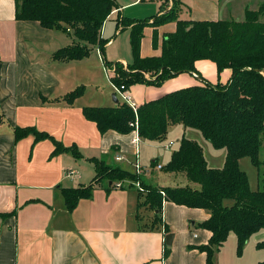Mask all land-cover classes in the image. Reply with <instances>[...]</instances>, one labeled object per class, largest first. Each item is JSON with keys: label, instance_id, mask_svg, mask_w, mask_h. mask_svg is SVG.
I'll return each mask as SVG.
<instances>
[{"label": "crops", "instance_id": "1", "mask_svg": "<svg viewBox=\"0 0 264 264\" xmlns=\"http://www.w3.org/2000/svg\"><path fill=\"white\" fill-rule=\"evenodd\" d=\"M116 1L119 9L108 17L102 30L103 37L110 38L106 46L114 44L116 37L125 32L129 33L131 42V26L117 24L118 19L127 17L124 8L149 5L147 0ZM154 2L156 9L147 17L173 9L182 19L211 21H242L246 11L258 10L264 4V0ZM131 15V19H141L137 12ZM176 29V21L144 27L141 55H160L164 38ZM73 40L63 30L43 27L38 21L18 20L15 0H0V264H207L206 253L198 248L211 237V232L200 226L210 217L206 209L167 200L163 201L160 212L146 206L139 208L145 192H139L135 181L130 179L119 182L130 181L132 185L97 184L90 197L80 199L72 210L67 207L65 188L93 182L96 167L92 159H102L137 176L149 174L140 164L136 130L101 133L97 123L86 117V106H116L125 100L111 80L108 87L101 85L104 67L109 68L105 50L95 47L83 59L54 58L59 48ZM131 54L118 50L111 55L114 59L111 62L127 65L133 60ZM195 65L194 74L184 72L161 85L134 84L127 88V93L139 106L205 81L226 84L232 76L231 69L220 73L210 59L197 60ZM81 85L85 91L73 102L63 98ZM15 127L47 132L66 147L76 146L81 156H75L71 150L54 153L55 142L51 138L36 140L34 133L17 140ZM186 129L181 127L183 136ZM137 162L140 173L135 166ZM152 165L159 168L161 164L153 160ZM69 172L71 175H67ZM181 180L187 181L185 176ZM170 233L174 238L166 254L165 238ZM251 239L256 245L264 239V231L248 242ZM217 251L214 263L220 264ZM261 261L258 258L252 264Z\"/></svg>", "mask_w": 264, "mask_h": 264}, {"label": "trees", "instance_id": "2", "mask_svg": "<svg viewBox=\"0 0 264 264\" xmlns=\"http://www.w3.org/2000/svg\"><path fill=\"white\" fill-rule=\"evenodd\" d=\"M119 9L116 0H15L18 20L38 21L43 27L60 29L73 37V42L59 48L54 58L75 60L87 57L99 47L104 52L109 38L103 37L104 23L113 11ZM264 4L258 10H248L242 21L182 19L170 11L145 19H118V26H131L133 60L127 65L106 61L114 69L111 82L126 88L134 84L161 85L184 72L195 73L196 61L210 59L221 73L232 70L226 84L210 83L184 87L147 101L137 109L127 103L116 106H86L84 113L95 121L101 131L115 130L130 133L137 127L141 139L160 141L177 124L202 132L215 148H225L222 168L207 164L203 147L196 139L185 135L180 146L172 152L169 162L162 168L188 179L186 185L159 187L141 180L145 199L138 206L162 210L164 200L192 208H203L210 217L200 223L211 232L209 242L198 246L207 255V264H215L214 256L234 232L238 249L242 251L248 240L264 231V185L253 190L247 173L240 167L243 157H250L260 169V150L264 140ZM153 19V21H151ZM177 22L175 32L167 35L161 54L143 57L141 41L143 29L149 24L162 25ZM155 33L153 45L157 46ZM85 91L81 85L63 98L73 102ZM16 139L34 133L36 140L51 138L54 153L71 150L81 156L76 146L66 147L47 132L33 127H15ZM95 162L96 175L91 184L63 190L69 209H74L82 198L92 195L95 185L105 182L112 187L119 181H138L141 176L129 170L108 165L102 159ZM264 182V179H261ZM159 222L158 213L155 214ZM264 249V239L257 242ZM170 247L167 246L166 254ZM259 264H264L262 260Z\"/></svg>", "mask_w": 264, "mask_h": 264}, {"label": "rangeland", "instance_id": "3", "mask_svg": "<svg viewBox=\"0 0 264 264\" xmlns=\"http://www.w3.org/2000/svg\"><path fill=\"white\" fill-rule=\"evenodd\" d=\"M149 5L143 6V4H139L135 8H130L135 5H131L126 9L124 14H126L127 17L133 16L131 15L132 12H137L140 14L141 19H145V17L149 16L154 10L156 9L158 0H147ZM156 12V11H155ZM148 18V17H147ZM113 22L115 23L116 16L112 18ZM262 19H264L262 17ZM117 23V22H116ZM113 24L114 27V33L115 35V28L117 25ZM116 26V27H115ZM120 27V26H119ZM129 33L125 32L122 35H119L115 39V43L111 45H107L105 49V53L107 56V59L109 61H114V59L111 57L112 54L120 51H129L131 56L133 55V48L132 44L129 40L130 36H128ZM129 37V38H128ZM126 38V42H123V40ZM110 40V38H109ZM132 60V59H131ZM107 68L104 67V79L101 83L103 87H108L110 85V75L107 73ZM108 74V75H107ZM180 124L172 126L165 139L155 142H150L147 140H141L139 144V157H140V164L142 165L143 169H146L148 171V176L141 177V179L148 185H156L159 187H166V186H183L188 183V179L185 181L181 180L184 176L176 174L175 176L173 173L169 171H165L162 168H157L156 166L153 167L152 161L156 160L158 164H161L165 166L169 160L172 152L177 149L180 146V140L183 136V132L181 130ZM186 137L190 138H196L197 142L203 147L204 155L207 161V164L210 167L213 168H222L225 163V156H226V149L225 148H215L213 144L207 140L202 132L195 128H187L185 130ZM136 156V155H135ZM260 169L253 163L252 159L248 156L243 157L240 160V165L242 170H244L249 178V184L251 189L253 190H259L263 188L264 182L261 181V179H264V140L261 146L260 154ZM136 160H134L135 162ZM134 167V166H133ZM145 173V170L142 171V174ZM149 182H152L153 184H150ZM137 181H135V184ZM105 185H108L107 182H105ZM142 186V190L144 189V185ZM131 188H127L126 190H129ZM135 193H137V189L134 187L132 188ZM145 192V191H143ZM144 210V209H143ZM253 239L250 240V242L246 243V245L243 247L242 251H239L238 249V241L236 234L234 232H231L229 234V237L225 241L224 245L220 248L217 253L219 254V263L220 264H236V262L243 263V264H252L253 262H256L258 258H261V260H264V249H260L253 243Z\"/></svg>", "mask_w": 264, "mask_h": 264}, {"label": "built area", "instance_id": "4", "mask_svg": "<svg viewBox=\"0 0 264 264\" xmlns=\"http://www.w3.org/2000/svg\"><path fill=\"white\" fill-rule=\"evenodd\" d=\"M107 71H108V73L109 74H114V69L113 68H107ZM117 88V90L121 93V95H122V97H123V99L125 100V102H127V103H129L132 107H133V109H137V104L135 103V101H133L131 98H130V96L128 95V93H127V88L124 86V85H122V86H120V87H116ZM135 130L137 131V136H136V138H135V141H136V143L138 144L139 143V138H140V136H139V133H138V129H137V127L135 128ZM141 139V138H140ZM121 157H118V159H120ZM135 166H136V169H137V173H140V171H141V167H140V165L138 164V162L137 163H135ZM159 168H162V165H159L158 166ZM71 173L72 172H69L67 175H71ZM125 184H127V185H132V183L130 182V181H128V182H119V183H117V186H123V185H125ZM136 185H137V187L139 188V189H143L142 188V186H141V183L139 182V181H137V183H136Z\"/></svg>", "mask_w": 264, "mask_h": 264}, {"label": "water", "instance_id": "5", "mask_svg": "<svg viewBox=\"0 0 264 264\" xmlns=\"http://www.w3.org/2000/svg\"><path fill=\"white\" fill-rule=\"evenodd\" d=\"M114 97H115V95H114ZM173 238H174L173 233H170V234H168V235L166 236V238H165V242H166L167 246L170 247V246L172 245Z\"/></svg>", "mask_w": 264, "mask_h": 264}]
</instances>
